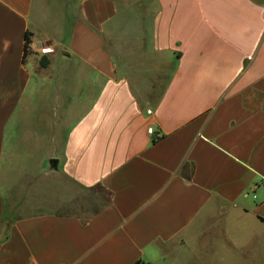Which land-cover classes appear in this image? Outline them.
Returning a JSON list of instances; mask_svg holds the SVG:
<instances>
[{
  "label": "crops",
  "instance_id": "obj_1",
  "mask_svg": "<svg viewBox=\"0 0 264 264\" xmlns=\"http://www.w3.org/2000/svg\"><path fill=\"white\" fill-rule=\"evenodd\" d=\"M262 219L264 0H0V264H264Z\"/></svg>",
  "mask_w": 264,
  "mask_h": 264
},
{
  "label": "rangeland",
  "instance_id": "obj_2",
  "mask_svg": "<svg viewBox=\"0 0 264 264\" xmlns=\"http://www.w3.org/2000/svg\"><path fill=\"white\" fill-rule=\"evenodd\" d=\"M64 188H66V187H64ZM65 191L67 192V190H65ZM81 199H83V198H81ZM81 199H80V201H81ZM97 201H99V198L96 199L95 197H90L88 199V202H89L88 204L90 205L91 209H95L97 207V205H98ZM63 208L66 209V205H63Z\"/></svg>",
  "mask_w": 264,
  "mask_h": 264
},
{
  "label": "built area",
  "instance_id": "obj_3",
  "mask_svg": "<svg viewBox=\"0 0 264 264\" xmlns=\"http://www.w3.org/2000/svg\"><path fill=\"white\" fill-rule=\"evenodd\" d=\"M51 49H45L44 51L45 52H47V51H50ZM149 114L151 113L150 111L148 112ZM148 132H149V134L150 135H152V137H153V139L155 140V141H157V140H159L160 138H161V133L159 132H155L153 129H148Z\"/></svg>",
  "mask_w": 264,
  "mask_h": 264
},
{
  "label": "trees",
  "instance_id": "obj_4",
  "mask_svg": "<svg viewBox=\"0 0 264 264\" xmlns=\"http://www.w3.org/2000/svg\"><path fill=\"white\" fill-rule=\"evenodd\" d=\"M31 44V39H30V35L29 33L26 36V45H25V54H27L29 52V46ZM42 65L45 66V62H42ZM262 221L264 222V220L262 219Z\"/></svg>",
  "mask_w": 264,
  "mask_h": 264
},
{
  "label": "water",
  "instance_id": "obj_5",
  "mask_svg": "<svg viewBox=\"0 0 264 264\" xmlns=\"http://www.w3.org/2000/svg\"><path fill=\"white\" fill-rule=\"evenodd\" d=\"M51 164L53 165L54 168H56L58 165V160L56 159L51 160Z\"/></svg>",
  "mask_w": 264,
  "mask_h": 264
}]
</instances>
